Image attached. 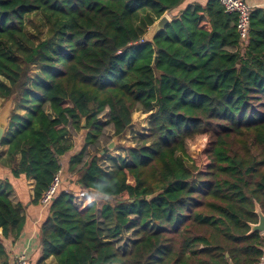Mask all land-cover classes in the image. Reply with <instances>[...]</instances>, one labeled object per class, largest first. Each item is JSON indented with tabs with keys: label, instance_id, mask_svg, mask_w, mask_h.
Here are the masks:
<instances>
[{
	"label": "trees",
	"instance_id": "obj_1",
	"mask_svg": "<svg viewBox=\"0 0 264 264\" xmlns=\"http://www.w3.org/2000/svg\"><path fill=\"white\" fill-rule=\"evenodd\" d=\"M185 1L0 0V100L12 101L0 166L23 179L17 187L33 182L30 204L72 150L70 129L86 131L68 163L85 192L59 188L37 264H256L262 256L264 234L251 225L256 207L264 215V8L250 14L242 54L235 15L217 0ZM135 111L149 114L147 129L123 157H109V169L98 156L85 159L102 114L119 138ZM12 192L0 179V264H8L2 238L17 239L25 223ZM126 231L132 241L120 249Z\"/></svg>",
	"mask_w": 264,
	"mask_h": 264
},
{
	"label": "rangeland",
	"instance_id": "obj_2",
	"mask_svg": "<svg viewBox=\"0 0 264 264\" xmlns=\"http://www.w3.org/2000/svg\"><path fill=\"white\" fill-rule=\"evenodd\" d=\"M186 3V2H185ZM185 6V4L183 5ZM181 9V8H180ZM176 11L170 14H165V17L168 20H171V17L174 16ZM30 18V21H27V32L32 35L34 38L38 33L39 24L38 20ZM154 27V26H153ZM153 27H150L147 35L144 36L143 41H149L151 39L150 33L153 31ZM35 69L30 73L31 76L35 74ZM3 107L8 108L9 111L12 109L11 101L2 102L0 100V112L4 109ZM2 109V110H1ZM106 112L102 114L98 119L100 123H104L102 126V133L97 142L94 145H89L85 150V159L98 156V164L101 165L104 169H109L112 167L109 157H123L125 155L124 151L128 147L134 146L133 139L137 135H141L145 129H147L149 114H143L142 112L135 111L132 113V122L126 132L119 138L113 136V132L110 126L105 125L106 121ZM85 130H80L74 132L70 129L69 141L72 144V150L61 158V171H62V184L61 189L64 191H74V193H84L85 191L77 186H74L75 176H72L68 171V163L71 157L78 154L85 146ZM204 145H201L196 152L195 162L196 165L200 168H203L206 164V159L204 157ZM24 187L29 186V182H22ZM84 191V192H83ZM93 198L95 195L91 194ZM132 241V231H126L124 235L120 238V241L117 242L118 247L122 249L127 247Z\"/></svg>",
	"mask_w": 264,
	"mask_h": 264
},
{
	"label": "crops",
	"instance_id": "obj_3",
	"mask_svg": "<svg viewBox=\"0 0 264 264\" xmlns=\"http://www.w3.org/2000/svg\"><path fill=\"white\" fill-rule=\"evenodd\" d=\"M208 0H186L183 8L193 5L204 6ZM247 5L252 9L264 8V0H244ZM73 148V147H72ZM68 155H71L69 153ZM0 179L2 181H8L9 185L13 188V192L10 196L11 200L21 205V213L25 217V223L23 230L19 237L13 240L12 237L6 239L2 238V243L5 247L8 264H12L14 259L19 256H24L29 264H37L41 256L40 247V227L48 214V207H42L39 204L32 205L30 200L32 197L33 182H29V186L26 188H20L16 186L18 181L23 179H13L9 170L0 166ZM26 182V181H25ZM1 234V231H0ZM47 264H53L51 260L47 261Z\"/></svg>",
	"mask_w": 264,
	"mask_h": 264
},
{
	"label": "built area",
	"instance_id": "obj_4",
	"mask_svg": "<svg viewBox=\"0 0 264 264\" xmlns=\"http://www.w3.org/2000/svg\"><path fill=\"white\" fill-rule=\"evenodd\" d=\"M224 13L236 16L235 29L238 36V50L243 54L247 49L249 39V24L252 8L244 0H217ZM62 184V171L60 170L52 179L48 189L42 194L39 205L48 207L55 198ZM12 264H29L24 256L14 259ZM256 264H264V249L262 256Z\"/></svg>",
	"mask_w": 264,
	"mask_h": 264
},
{
	"label": "water",
	"instance_id": "obj_5",
	"mask_svg": "<svg viewBox=\"0 0 264 264\" xmlns=\"http://www.w3.org/2000/svg\"><path fill=\"white\" fill-rule=\"evenodd\" d=\"M169 22L168 18L165 17V15H163L152 27H153V31L150 33V37L151 39L155 36L156 33H158L159 31L163 30L165 25ZM151 39L149 40V42L151 41ZM156 61V58H155ZM11 101V100H8ZM12 103V101H11ZM5 107H3L2 109H4ZM1 109V110H2ZM9 113L10 111L8 110V114L6 119L1 120L0 119V144L1 141L3 139V137L5 136V133L7 131V127H8V118H9ZM83 125V124H82ZM154 196H150L147 197V200H150L151 198H153ZM255 213L258 217V222L255 225H251V232H258L260 234H264V215L261 213L260 209L258 207H256Z\"/></svg>",
	"mask_w": 264,
	"mask_h": 264
},
{
	"label": "bare ground",
	"instance_id": "obj_6",
	"mask_svg": "<svg viewBox=\"0 0 264 264\" xmlns=\"http://www.w3.org/2000/svg\"><path fill=\"white\" fill-rule=\"evenodd\" d=\"M7 114H8V108H5L4 110H2V111L0 112V119H1V120L6 119Z\"/></svg>",
	"mask_w": 264,
	"mask_h": 264
}]
</instances>
